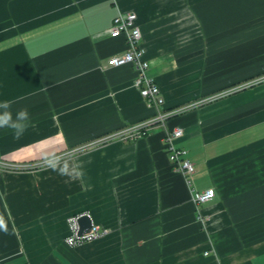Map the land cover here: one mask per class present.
<instances>
[{
	"label": "crops",
	"instance_id": "crops-1",
	"mask_svg": "<svg viewBox=\"0 0 264 264\" xmlns=\"http://www.w3.org/2000/svg\"><path fill=\"white\" fill-rule=\"evenodd\" d=\"M119 12L137 15L161 110L264 77V0H0V101L31 117L19 139L0 129V160L45 165L0 170V264H264V83L98 144L158 113L133 68L109 64L126 50L109 35ZM176 128L191 187L164 145ZM53 153L83 177L53 171ZM211 188L212 202H193ZM83 214L106 233L70 247Z\"/></svg>",
	"mask_w": 264,
	"mask_h": 264
},
{
	"label": "built area",
	"instance_id": "built-area-1",
	"mask_svg": "<svg viewBox=\"0 0 264 264\" xmlns=\"http://www.w3.org/2000/svg\"><path fill=\"white\" fill-rule=\"evenodd\" d=\"M109 35L111 38L122 37L126 42L125 52L121 55L112 56L109 62L110 66L122 67L130 65L135 73L134 85L139 89L140 94L148 107L157 109L158 113L152 119L127 126L115 133L105 136L103 139L99 140L98 144L111 140L127 141L146 137L149 135L150 131L155 128V125L159 124L165 126L166 121L173 116L180 115L195 106L204 104L205 102H213L226 98L232 94L264 82V77L253 79L221 91L220 93L201 102L179 107L177 109L161 110L164 106V98L161 94L159 86L149 75L150 63L145 58V50L142 46V32L140 27L137 25L136 13L119 12V14L113 19ZM183 135L184 131L181 128L165 130L163 141L172 169L183 174L189 187H191L192 177L195 174V165L190 158L187 157L188 152L176 145L177 141L181 139ZM1 163L2 162L0 161V164ZM191 193L193 202L196 205L210 203L216 196L215 189L213 188L205 191H196L195 189H191ZM80 216L69 220L70 234L65 239V243L70 247H77L85 242L99 239L106 233V231H103L100 226L92 224V229L89 233L79 235V225L77 223V219Z\"/></svg>",
	"mask_w": 264,
	"mask_h": 264
},
{
	"label": "clouds",
	"instance_id": "clouds-1",
	"mask_svg": "<svg viewBox=\"0 0 264 264\" xmlns=\"http://www.w3.org/2000/svg\"><path fill=\"white\" fill-rule=\"evenodd\" d=\"M12 102L8 100L0 101V129H11L13 135L19 139L30 126V113L27 108H20L13 114ZM63 161V162H62ZM48 165L53 171L61 176H68L70 179L83 177L82 166L79 162L70 163L61 156L53 153L52 157L47 159ZM0 231L9 233V225L3 216H0Z\"/></svg>",
	"mask_w": 264,
	"mask_h": 264
},
{
	"label": "rangeland",
	"instance_id": "rangeland-1",
	"mask_svg": "<svg viewBox=\"0 0 264 264\" xmlns=\"http://www.w3.org/2000/svg\"><path fill=\"white\" fill-rule=\"evenodd\" d=\"M245 82H247V81H245ZM245 82H243V83H245ZM261 83H264V82H261ZM261 83H259V84H261ZM240 84H242V83H240ZM259 84H257V85H259ZM237 85H239V84H237ZM234 86H236V85H234ZM1 162H2L0 164V170L1 171H10L13 173L27 172V171L35 170L37 168L45 166L44 164H40V163L36 164V162L35 163H22V164H12V163L3 162V161H1Z\"/></svg>",
	"mask_w": 264,
	"mask_h": 264
},
{
	"label": "water",
	"instance_id": "water-1",
	"mask_svg": "<svg viewBox=\"0 0 264 264\" xmlns=\"http://www.w3.org/2000/svg\"><path fill=\"white\" fill-rule=\"evenodd\" d=\"M79 225V235L87 234L92 229L93 221L88 214H83L77 219Z\"/></svg>",
	"mask_w": 264,
	"mask_h": 264
},
{
	"label": "trees",
	"instance_id": "trees-1",
	"mask_svg": "<svg viewBox=\"0 0 264 264\" xmlns=\"http://www.w3.org/2000/svg\"><path fill=\"white\" fill-rule=\"evenodd\" d=\"M114 39H117V38H114ZM178 116V115H177ZM15 264H28L27 262H25V261H20V262H18V263H15Z\"/></svg>",
	"mask_w": 264,
	"mask_h": 264
}]
</instances>
